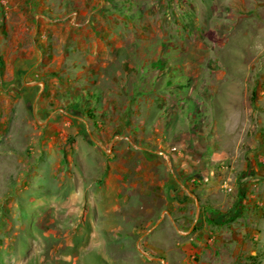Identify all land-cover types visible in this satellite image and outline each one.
<instances>
[{"label":"rangeland","instance_id":"374dc122","mask_svg":"<svg viewBox=\"0 0 264 264\" xmlns=\"http://www.w3.org/2000/svg\"><path fill=\"white\" fill-rule=\"evenodd\" d=\"M0 264H264V0H0Z\"/></svg>","mask_w":264,"mask_h":264},{"label":"crops","instance_id":"0c3cea01","mask_svg":"<svg viewBox=\"0 0 264 264\" xmlns=\"http://www.w3.org/2000/svg\"><path fill=\"white\" fill-rule=\"evenodd\" d=\"M80 160L85 166L83 179L85 181H88L96 178L100 172L99 162L97 161V159L88 156L80 158ZM99 191V189H60L57 191H49L45 199L47 200V202L51 203V205L62 204L68 207L78 208L87 206L89 210L91 209V207L95 206L97 207V211H102V207H104L105 204L101 202L102 195L99 193ZM36 194L37 192H35V195ZM42 201L43 200H40L39 203H41Z\"/></svg>","mask_w":264,"mask_h":264}]
</instances>
